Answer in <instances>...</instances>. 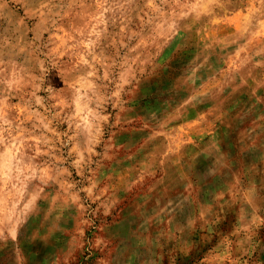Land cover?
Returning a JSON list of instances; mask_svg holds the SVG:
<instances>
[{"label":"rangeland","instance_id":"obj_1","mask_svg":"<svg viewBox=\"0 0 264 264\" xmlns=\"http://www.w3.org/2000/svg\"><path fill=\"white\" fill-rule=\"evenodd\" d=\"M0 264H264V0H0Z\"/></svg>","mask_w":264,"mask_h":264}]
</instances>
